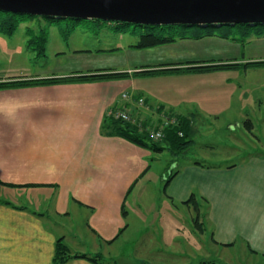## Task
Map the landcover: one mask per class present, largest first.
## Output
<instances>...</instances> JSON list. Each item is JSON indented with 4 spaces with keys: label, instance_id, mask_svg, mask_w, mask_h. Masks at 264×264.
I'll return each instance as SVG.
<instances>
[{
    "label": "crops",
    "instance_id": "1",
    "mask_svg": "<svg viewBox=\"0 0 264 264\" xmlns=\"http://www.w3.org/2000/svg\"><path fill=\"white\" fill-rule=\"evenodd\" d=\"M0 34L8 36L1 30ZM164 64L171 63L88 71L42 67L29 74H0V80H8L103 70L128 73L125 77L0 88V191L9 189L0 199L10 202H0V264H54L59 238L72 253L102 256L106 255L105 246L122 240L123 246L133 244L134 262L138 258L148 264L146 258L159 254L164 246L185 240L190 245L192 236L197 242L210 228L214 246L210 249L219 257L199 263L220 264L221 256L235 250L264 264V246L250 244L243 231L247 225L264 226L257 221V212L264 210V156L212 165L187 159L184 154L189 147L182 152L185 160L177 161L182 153L153 150L115 131L109 115L113 109L126 108L145 124L156 125L168 112L195 123L199 118L196 102L220 99L212 94L203 97L197 87L185 84L176 85L173 97H164L153 82L138 78L137 83L136 71L150 76L170 72H140ZM141 97L144 104L139 102ZM237 123H231L232 128L240 126ZM163 146H168L167 142ZM165 152L167 159L162 156ZM160 163L161 169L156 170ZM229 170L236 175L223 186ZM212 196L214 200L225 197V201L205 211L207 217L202 218L199 197ZM196 219L202 225H197ZM132 231L135 238L128 234ZM64 264L95 263L70 258Z\"/></svg>",
    "mask_w": 264,
    "mask_h": 264
},
{
    "label": "rangeland",
    "instance_id": "2",
    "mask_svg": "<svg viewBox=\"0 0 264 264\" xmlns=\"http://www.w3.org/2000/svg\"><path fill=\"white\" fill-rule=\"evenodd\" d=\"M175 29L178 34L176 41L153 48L138 49L132 47V44L139 41L141 33L149 30L146 26L122 25L116 21L94 22L89 19L52 21L42 16L26 17L19 20L17 35L0 34V74L17 76L22 73L29 74L33 69L42 67L48 70L67 68L65 70L88 71L104 67L128 68L147 63H171L158 67L188 66L195 61L210 59L264 60V37L251 36L250 42L244 46L240 42L220 36L225 33L231 36L240 34L237 25H214L209 28L176 26ZM28 30H31V34L46 37V54L39 55L28 45ZM199 31L214 34L201 38L193 37ZM24 33L27 34V41ZM182 35L186 37H179ZM134 76L137 83L138 78L153 82L157 89L160 88L158 94L164 97H173L172 90H176V85L183 84L197 87L203 97L207 94H212L217 99L220 97L214 102L204 103L203 99L196 102L200 106L195 109L199 118L195 123L190 118L193 143L185 154L176 157L177 161L185 160L182 157L184 154L187 159L201 160L207 164L232 165L252 155L264 156V65L219 70H172L151 76L135 73ZM237 122L240 126L232 128L231 123L238 124ZM246 122H249V125H246ZM160 144L164 145L166 142L160 141ZM168 155V152H165L162 156L167 159ZM161 165L162 163L157 164L156 170L161 169ZM227 172L229 176L222 179L223 186L229 185L232 176L236 175L231 170ZM210 173L208 172V176ZM208 182L212 181L209 179ZM7 194L8 188L0 191V197ZM199 201L202 203L203 218L205 211L209 212L211 208L221 206L225 197L215 200L214 196L206 199L199 197ZM210 231L211 228L200 237L201 241L196 242L192 236L190 245L185 240L180 244L174 242L171 246H164L159 254L153 253L154 256H148L146 261L148 264H197L203 259H215L219 256L210 249L213 246ZM135 233L132 231L128 234L135 238ZM103 249L106 255L102 257V261L105 263L144 264L138 261V258L134 262L131 254L134 253L133 244L123 246L121 240V243L111 247L105 246ZM234 251L232 250L227 257L221 256L223 262L218 263L262 264L250 261Z\"/></svg>",
    "mask_w": 264,
    "mask_h": 264
},
{
    "label": "trees",
    "instance_id": "3",
    "mask_svg": "<svg viewBox=\"0 0 264 264\" xmlns=\"http://www.w3.org/2000/svg\"><path fill=\"white\" fill-rule=\"evenodd\" d=\"M33 15L30 14H22V13H14L7 11H0V30L6 34H13L18 29L19 20H24L26 17H31ZM38 17V16H37ZM49 20L58 21L62 20V18L55 17H47ZM64 19H72L73 21H79L82 19H74V18H64ZM87 20V19H83ZM94 22H104V20L100 19H89ZM131 24V23H122ZM137 26H146L149 30L140 34V39L137 43L132 44V47L138 49H147L153 48L162 44L172 43L177 40L178 34H176L177 30L176 26H180L181 28L188 27L184 25H140L133 24ZM239 26L238 32L240 34L229 35L227 33L221 34V37L231 39L236 42H240L244 46L250 42L251 36L255 37H264V24H236ZM212 27L211 26H207ZM69 32V31H68ZM28 45L34 50L37 51L39 55L46 54V37L44 35H33L31 34V30H28ZM67 34V33H66ZM213 32H197L193 37L201 38L204 36L213 35ZM181 38L186 37L185 35L179 36ZM187 37H192L187 35ZM191 64V63H190ZM165 65V64H164ZM171 65V64H167ZM263 66L264 60H248L244 59H233V60H203V61H195L192 65H184V66H168L163 68H145L141 70V73H150L155 71H172V70H219L226 69L230 67H241V66ZM135 73H138L136 71ZM127 72H117V71H106L102 72H94L89 74L77 75V76H62V77H46V78H11L8 80H0V88L7 87H20L32 84H46V83H58L73 79H96V78H116V77H125L127 76ZM169 116H176L177 122L166 128L165 137L162 141L167 142L168 146H163L160 142L151 140L147 134L140 131L138 125L131 122H124L120 120H112V124L117 133L124 136L125 138L131 140L134 143L139 145L148 147L153 150H163V149H171L174 154H180L185 151L187 148L191 146L193 143L191 136V121L183 115H179L174 112H168ZM249 125V122H246V125ZM253 124V122H250ZM172 177V174L170 175ZM169 177V179H170ZM0 202L10 203L7 200L0 199ZM199 209V205L196 206ZM197 225H202L199 223V219H196ZM101 254L90 255L87 253H72L69 246L65 243L63 238H59L55 245V254H54V264H64L70 258H85L90 260L95 264H109L102 261ZM199 264H215L214 261H205Z\"/></svg>",
    "mask_w": 264,
    "mask_h": 264
},
{
    "label": "water",
    "instance_id": "4",
    "mask_svg": "<svg viewBox=\"0 0 264 264\" xmlns=\"http://www.w3.org/2000/svg\"><path fill=\"white\" fill-rule=\"evenodd\" d=\"M0 11L140 25L264 24V0H0Z\"/></svg>",
    "mask_w": 264,
    "mask_h": 264
},
{
    "label": "built area",
    "instance_id": "5",
    "mask_svg": "<svg viewBox=\"0 0 264 264\" xmlns=\"http://www.w3.org/2000/svg\"><path fill=\"white\" fill-rule=\"evenodd\" d=\"M124 97H127L128 94H124ZM141 104L145 103L144 98H139ZM168 113L163 114L161 121L156 125L150 123L145 124L144 121H137L136 117L126 108H117L109 111L111 118L115 120H120L124 122H131L138 125L140 131L147 134V136L153 141H159L165 137L166 128L175 124L177 122L176 116H169Z\"/></svg>",
    "mask_w": 264,
    "mask_h": 264
},
{
    "label": "clouds",
    "instance_id": "6",
    "mask_svg": "<svg viewBox=\"0 0 264 264\" xmlns=\"http://www.w3.org/2000/svg\"><path fill=\"white\" fill-rule=\"evenodd\" d=\"M257 221L264 225V210L257 212ZM246 238L250 244L255 246H264V226L255 227L252 225H247L243 229Z\"/></svg>",
    "mask_w": 264,
    "mask_h": 264
}]
</instances>
